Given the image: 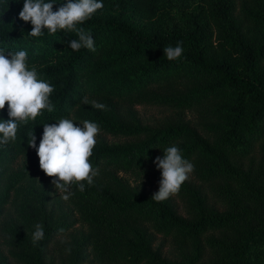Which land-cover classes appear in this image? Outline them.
Returning <instances> with one entry per match:
<instances>
[{
    "label": "trees",
    "instance_id": "1",
    "mask_svg": "<svg viewBox=\"0 0 264 264\" xmlns=\"http://www.w3.org/2000/svg\"><path fill=\"white\" fill-rule=\"evenodd\" d=\"M55 2L57 10L67 0ZM102 2V10L78 25L91 32L92 52L73 51L68 42L77 37L64 29L30 36L33 25L19 17L24 0H0V47L26 51L28 69L35 66L37 79L54 86V110L18 121L15 142L0 146V223L31 169L53 179L28 145L29 132L39 146L43 123L76 118L97 123L106 135L89 157L100 168L92 186L81 181V192L74 182L66 204L53 201L57 209L39 193L20 207L17 220L28 233L18 246L19 263L52 264L51 250L65 247L69 264L89 256L100 264H264V0ZM141 12L138 23L133 17ZM178 41L183 55L169 61L163 49ZM85 95L107 110L80 103ZM136 105L169 114L150 126L128 110ZM8 118L6 102L0 119ZM173 144L195 171L178 194L157 203L128 175L160 180L154 160ZM23 157L27 164L18 167ZM75 213L89 230L81 242L68 243L63 237ZM36 223L45 239L33 246ZM169 239L184 245L180 260L166 253Z\"/></svg>",
    "mask_w": 264,
    "mask_h": 264
},
{
    "label": "clouds",
    "instance_id": "2",
    "mask_svg": "<svg viewBox=\"0 0 264 264\" xmlns=\"http://www.w3.org/2000/svg\"><path fill=\"white\" fill-rule=\"evenodd\" d=\"M55 0H24L19 17L25 22H31L33 28L28 34L33 37L41 35L42 30L54 34L58 29L75 33L76 39L68 42L73 51L86 48L96 51L95 41L90 31L79 27L81 23L90 19L104 5L102 0H67L57 10L53 9ZM164 56L169 61H179L183 55V41H178L173 47L165 46ZM26 51H11L0 47V110L8 105V119H0V146L14 143L17 138V122L27 123L30 119L35 121L42 109L49 112L54 110L49 96L54 86L44 80L37 79L35 66L31 70L26 66ZM80 103L91 105L92 108L107 110V106L95 100H89L85 95ZM58 123H43L44 131L39 146L37 137L33 132L28 133V145L36 150L39 157L40 168L49 177L52 185L59 192L62 199L67 201L73 195L74 186L83 192L86 181L92 186L94 178L100 174L99 166L93 167L89 162L92 149L96 145L95 139L99 125L84 120L83 128L68 118L58 119ZM156 168L161 171L159 190L152 195L157 203L168 200L181 190V185L189 179L195 171V165L184 158L182 149L177 145L163 148V155L154 160ZM31 236L33 246L45 239L44 226L41 223L34 225ZM63 233L64 229H59ZM63 242V241H62ZM70 253L71 249H66Z\"/></svg>",
    "mask_w": 264,
    "mask_h": 264
},
{
    "label": "rangeland",
    "instance_id": "3",
    "mask_svg": "<svg viewBox=\"0 0 264 264\" xmlns=\"http://www.w3.org/2000/svg\"><path fill=\"white\" fill-rule=\"evenodd\" d=\"M199 0H186L187 4L198 3ZM144 12L137 13L134 20L138 23L143 17H145ZM147 18V17H146ZM149 19H144L148 21ZM148 26L152 25V22L147 23ZM128 108V107H127ZM128 110L135 111V114L147 125L155 126L158 121L168 116L169 112L165 109L158 106L151 105H136L133 108H128ZM83 128L82 123L75 122ZM104 135L103 132L98 131L95 139L99 140ZM108 138L113 142L124 141L122 139H116L108 136ZM27 164L26 158H21L18 167H22ZM129 180L134 186H138L140 189L146 188L147 193L154 194L159 190V180L154 177V174L150 173L149 175H128ZM192 177V175H190ZM39 193V197L42 194H46L50 202L51 209H57L56 205H53V201L59 202L63 201L65 204L68 201L62 199L61 195L54 188L51 182H48L42 178V176L35 170L31 169L28 177L19 185L13 193L10 203L6 207V211L3 215V219L0 223V260L9 261L11 264H24L19 263V259L16 257V254L21 251L22 237H26L27 231H23V226L17 220V214L20 210V207L25 203L27 198H34L35 194ZM56 211V210H55ZM182 212L184 210L182 209ZM74 218H76L75 225L70 229V233L66 234L63 238L68 243L81 242L82 239L86 236L89 228L88 225L80 218V216L75 213ZM163 241V238L160 237L157 241V244ZM17 244H15V243ZM67 247H70L71 244H65ZM184 245L181 242H176L173 239H169L166 243L165 251L171 258L180 260L184 250ZM71 260L69 252L66 251L65 247L60 250L52 249L48 262L52 264H69ZM83 264H100L92 256L87 257L86 261Z\"/></svg>",
    "mask_w": 264,
    "mask_h": 264
}]
</instances>
